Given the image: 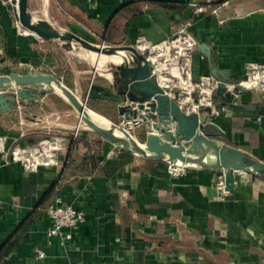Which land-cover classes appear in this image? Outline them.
<instances>
[{
	"label": "crops",
	"instance_id": "crops-1",
	"mask_svg": "<svg viewBox=\"0 0 264 264\" xmlns=\"http://www.w3.org/2000/svg\"><path fill=\"white\" fill-rule=\"evenodd\" d=\"M28 7L35 19L47 18L84 37L108 36L109 43L134 44L139 35L156 42L189 22L196 43L210 54L195 47V79L203 73L218 79L213 66L237 80L249 62L264 61V0H28ZM72 48L18 31L10 1L0 0V69L17 64L21 73H54L91 110L116 123L120 97L112 71L84 68L69 58ZM214 101L210 119L223 130L221 139L264 160V91L246 89L236 104L214 93ZM77 117L50 89L22 99L16 109H0L8 153L49 132L69 138L77 131L74 145L57 152L56 165L27 170L0 151V249L13 242L0 264H264V177H235L231 195L220 196L211 170L171 169L166 160L101 139L78 125ZM56 196L84 211L65 245L46 233L45 208Z\"/></svg>",
	"mask_w": 264,
	"mask_h": 264
},
{
	"label": "water",
	"instance_id": "water-1",
	"mask_svg": "<svg viewBox=\"0 0 264 264\" xmlns=\"http://www.w3.org/2000/svg\"><path fill=\"white\" fill-rule=\"evenodd\" d=\"M5 1L11 3L12 16L20 32L42 39L58 35L87 50L121 57L118 61L109 60L114 67L112 84L120 97L117 122H110V127L118 132L99 125L91 117L85 100L57 75L49 72L21 73L17 64L0 69V88L18 86L16 91L0 90L1 110L16 109L22 99L33 100L39 93L50 89L62 95L85 125L101 139L139 156L166 160L171 169L184 170L200 166L211 170L220 196L231 195L235 177L245 180L253 173L264 177V160L221 139L223 130L210 119L215 114L212 107L203 106L199 112L182 109L174 96L156 82L149 60L134 44L97 43L55 25L47 18L31 20L33 14L28 7V0ZM124 45L138 52L136 62L128 61L117 49ZM196 48L210 57L200 43H196ZM212 68L218 75L215 93L222 98L223 103H238L239 95L246 88L238 85L236 90H228L225 82L235 80L225 78L222 71ZM37 85L44 87L39 90Z\"/></svg>",
	"mask_w": 264,
	"mask_h": 264
},
{
	"label": "built area",
	"instance_id": "built-area-1",
	"mask_svg": "<svg viewBox=\"0 0 264 264\" xmlns=\"http://www.w3.org/2000/svg\"><path fill=\"white\" fill-rule=\"evenodd\" d=\"M216 9L217 7H214L211 11L215 12ZM195 10L201 11L203 7L196 5ZM188 25L189 22L184 23L172 35L156 42L148 41L143 35H139L134 45L149 60L156 82L174 96L181 108L187 112H199L203 106H214L218 79L211 73L200 74L196 79L193 77L192 56L196 40L189 32ZM140 43H145L144 47ZM238 85L246 89L264 91V61L249 62L245 76L225 82L226 88L232 91L236 90ZM17 88L18 86L9 85L6 88L1 87L0 90L16 91ZM185 94L188 95V99L183 101ZM75 137L77 131L69 138H62L49 132L34 144L13 145L8 153L5 149V140L0 136V151L8 153L11 160L21 162L25 169L36 170L42 165L58 164L57 152L72 147ZM45 213L50 218L47 235L59 236L60 242L64 245L72 238L71 229L84 219L82 209L63 203L60 196H56L47 204ZM36 254L43 257L45 252L37 247Z\"/></svg>",
	"mask_w": 264,
	"mask_h": 264
},
{
	"label": "bare ground",
	"instance_id": "bare-ground-1",
	"mask_svg": "<svg viewBox=\"0 0 264 264\" xmlns=\"http://www.w3.org/2000/svg\"><path fill=\"white\" fill-rule=\"evenodd\" d=\"M30 19L31 20H35V18H33V15H31ZM50 39H58L61 42H63L64 44H66V45H71V46L74 45V43H71L68 40H66V39H64V38H62V37H60L58 35H51ZM140 45H142L144 47L145 43H140ZM117 49L125 52L124 56L127 58L128 61H130L131 63L136 62L137 56H138V52L133 50V48H131L128 45H124V46H121V47H117ZM89 56H90L92 62L95 64L96 68H98V69L102 68L103 65L106 62H108L109 60L118 61L121 58L119 55H109V54H104V53L95 52V51H91V50H89ZM113 71H114V69L112 70V75H113ZM187 99H188V95L185 94L183 96V101H185ZM89 113H90L91 117L99 125H101L103 127H106V128H109L111 126L110 122L108 120H106V119H103V117L100 114L94 112L91 109H89ZM111 130H113L115 132L117 131L114 128H111Z\"/></svg>",
	"mask_w": 264,
	"mask_h": 264
},
{
	"label": "rangeland",
	"instance_id": "rangeland-1",
	"mask_svg": "<svg viewBox=\"0 0 264 264\" xmlns=\"http://www.w3.org/2000/svg\"><path fill=\"white\" fill-rule=\"evenodd\" d=\"M34 14H39L34 12ZM89 39L97 42V43H107V44H125V43H109L107 40H109L110 38L107 36L105 38L104 35H94V34H89ZM120 53H122V55L125 54L124 51L119 50ZM69 53V58L71 59L72 57L79 59L81 66H83L84 68H89L90 70H96L97 73H105V74H110L108 71H112L114 69L113 65L110 63V61L106 62L102 68L98 69L96 68L95 64L92 62L90 56H89V50L78 46L76 44H74V48H72L71 50L68 51ZM108 68H110L109 70H107ZM76 111V110H75ZM78 125H84L85 127H87L85 125V123L80 119L79 115H78ZM81 126V127H82ZM88 128V127H87ZM89 129V128H88ZM90 131H92L91 129H89Z\"/></svg>",
	"mask_w": 264,
	"mask_h": 264
},
{
	"label": "trees",
	"instance_id": "trees-1",
	"mask_svg": "<svg viewBox=\"0 0 264 264\" xmlns=\"http://www.w3.org/2000/svg\"><path fill=\"white\" fill-rule=\"evenodd\" d=\"M161 4L165 7H176L175 4L171 1H162ZM19 231H22V227L21 228L19 227ZM12 245H13L12 239L7 240L5 244H3V246L0 249V261L2 257L7 254L8 250L11 248Z\"/></svg>",
	"mask_w": 264,
	"mask_h": 264
}]
</instances>
